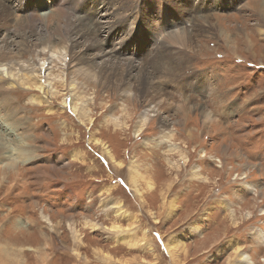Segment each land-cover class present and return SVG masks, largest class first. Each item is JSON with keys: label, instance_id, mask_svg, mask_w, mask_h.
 <instances>
[{"label": "rangeland", "instance_id": "obj_1", "mask_svg": "<svg viewBox=\"0 0 264 264\" xmlns=\"http://www.w3.org/2000/svg\"><path fill=\"white\" fill-rule=\"evenodd\" d=\"M99 2L106 16L92 29L102 43L115 32L112 19L162 20L158 33L132 26L105 48L120 59L117 48L138 35L129 53L136 43L141 54L122 58L153 73L151 94L161 100L107 79L91 84L76 68L83 61L94 73L90 55L78 60L71 50L48 66L56 88L49 102L33 103L39 90H11L0 80L1 100H13H0L1 135L32 155L10 159L0 135V264H246L245 255L264 264V0ZM53 11H42L36 26L19 19L16 41L64 49L65 12L73 10ZM6 12L3 23L14 17ZM186 28L191 37L168 36ZM0 34L1 45L10 35ZM30 57L12 55L26 64ZM49 57L33 59L38 84ZM72 77L87 82L85 93L72 89ZM76 100L88 104V120L74 112Z\"/></svg>", "mask_w": 264, "mask_h": 264}, {"label": "bare ground", "instance_id": "obj_2", "mask_svg": "<svg viewBox=\"0 0 264 264\" xmlns=\"http://www.w3.org/2000/svg\"><path fill=\"white\" fill-rule=\"evenodd\" d=\"M37 1H39V0H37ZM91 1L99 2V0H91ZM99 3L102 6H104L103 2H99ZM89 5L91 6L92 4L89 3ZM101 5L97 4L95 6L96 7L95 9H92L91 7L87 6L86 10L90 9V11H92L91 14H93V12H94L96 15H99L101 13ZM119 5H117V9H118L117 13H118L119 9L123 8V7L119 8L118 7ZM124 9H126V8L124 7L120 11L122 14H123ZM6 11L8 12V15L10 14V12L12 14H14L13 9H9L8 7L6 8L5 6H2V4L0 3V14L3 12H6ZM112 11L113 12L110 13V16L115 17V14L117 15V13H115V10L113 8H112ZM7 12H6V14H4V17H6V18H7ZM55 12L58 13V10L53 11V13H55ZM42 13H44V12H42ZM42 13H40L39 15H41ZM65 14L64 15H65L66 20L68 21L67 25H68V30H69V32L67 31V33L69 34L70 38L69 37L65 38L64 47H63L64 49L54 48V46L49 42V40H43L41 43H38V42L32 43V41L17 42L16 41V38H17L16 35H17V31L19 30V25L17 22L19 21V19H21L20 20L21 23L23 21L22 25H24L25 27H31L36 22V16L22 17L21 15H19L18 17H16L17 19L15 22V25L13 26V29H14L13 34L8 33L7 35H10V36L3 38L2 44L0 45V76H2V77H0V80L2 79L4 82H6L7 88L10 87V89L13 90L14 87L15 88L21 87L24 89H30L32 91L37 89V90H39L40 95L39 96L34 95V97L31 98V101L33 103L38 102L39 104L49 102L48 100H49L50 96H54V94H56L52 89H56V88L54 87V84L52 83V81L50 79L48 80V74H49L48 66L50 65V63H53V61H55L56 57H59V56H62L64 58V60H67L66 58H67L68 52L66 50H71V52L74 54L75 59H78V60L84 59V57H86V55H90L91 63H93L95 65V72L94 73L84 72L87 69V67H86V65L82 64L83 61L81 62L82 65L78 64V66L76 68L78 69V71L82 75H84L85 77H87L90 80L91 84L93 83V81H96L98 79H100V80H106L107 79L110 83L116 82L118 84V86L122 89H126V87H125L126 85L135 86L134 90L136 91V93H138L144 97L149 96L151 98V103L158 104V102L161 100L160 97L157 99L156 97H158V96L155 97L154 94H151V92L153 93L152 90L154 89L153 86H154V78L155 77H154L153 73H151L148 69H146L147 67L145 65H143L141 63L140 64L136 63V60H131L130 58L123 59L124 57L123 58L121 57L120 59L116 58L115 55L114 56L112 55L111 51L105 49L104 43H102V39L101 40L98 39L99 34L97 32H95L92 28L101 27L103 25V21H100L101 19L99 21H97V24H98L97 27H92V26H89L86 23V21L80 16H72L70 14V12H69V14H68V12H65ZM53 15L56 16V14H53ZM105 16H106V13H104L102 18H104ZM22 18H24V20ZM72 18H74V19L71 21ZM13 20H14V17H11V19H9L8 22L3 23L4 27L6 26V30L11 29V28H9V24L12 25ZM109 22H111L112 27L117 26L120 23L118 20L113 21V19ZM106 25H109V24H106ZM33 26H36V25H33ZM172 32H173V34L171 35ZM176 33L172 30L168 36L173 41H177V42L181 41L186 36L191 37L193 35V32L189 31L188 28L182 29L180 32V35L176 34ZM2 36H3V34L2 35L0 34V39L2 38ZM11 36H14V37H11ZM134 39H136V37ZM141 39L144 40L145 38L143 36H141ZM131 43H132V40L130 39L128 41V44L130 45ZM143 43L144 42L141 43V46L143 45ZM149 44H152V43H148V45ZM135 45H136V47H135ZM135 45H134V48H137L136 43H135ZM134 48H133V51L131 53L124 54V55L129 56L131 54L133 57H136L135 56L136 49H134ZM17 50L22 51L23 54L28 53L31 56L28 60V64H26L25 61L20 62L19 59L12 58V55H14V51H17ZM72 50H74V52ZM49 53H50V57L48 59L50 60V62H48L47 65H45V62H44L43 65H45V66L41 67V69L44 70L43 72H41V76H44V79H41L40 81H42V83L38 84L37 78L39 76L38 75L39 68H38V66L36 67V63L33 59H39L40 60V58L43 54H49ZM136 53H139V52L136 51ZM154 55L158 56V50L155 51ZM65 56H66V58H65ZM153 57L157 58L155 56H153ZM3 58H5V59L3 60ZM63 66H64V68H67V63H63ZM105 69H106V71H103ZM26 70H28V71H26ZM63 76H64L63 80L65 82L66 79H68L67 71L63 72ZM105 76L107 78H105ZM134 77H138V80L135 83L133 81ZM71 83H72L71 84L72 89L83 91V92L85 91L86 87L88 86L87 82H85L84 80H81L78 77H72ZM125 92H127V91L125 90ZM7 96L8 95H6V97ZM153 96H154V98H153ZM0 100H1V98H0ZM5 100L7 101V104L13 103V100L8 97V98H5L3 101L1 100L2 104H4V105H5ZM73 103H74V112H76V114L80 115V116L87 115V117H85V119H83V120L84 121L88 120L89 119L88 112H87L88 104L86 103V101L85 100H79V101L76 100ZM0 108H1V105H0ZM147 111L148 110L144 111L145 115H146ZM154 111H156V110H154ZM0 116L4 117L1 114H0ZM144 119L145 118H143V120ZM115 120H117V119L115 118ZM0 131H2V130H0ZM3 133H4V130L2 132V135L0 132V135L2 136V138L5 137ZM2 140H6V142L3 143L4 149L5 148L9 149V150H6V152L8 151L10 154L13 153L12 155L9 154L7 156V157H11L10 159L14 158L15 161L25 163V162H28V160L30 159L29 157L32 158L30 149H28V148L27 149L17 148V147H15V143L13 141L10 142V140H8L6 137L3 138ZM26 140H28V138ZM18 143H20L21 147L26 146V142H25L23 137H20V139L18 140ZM13 147H14V149H12ZM132 174H133V177L135 180L141 179L139 170L133 169ZM263 238H264V235H262V239ZM173 246H174V243L173 242L170 243L171 249L173 248ZM0 249H1V247H0ZM243 258H244L243 260L246 264H254L252 262L250 255H245ZM41 259H42V257L40 258V260ZM38 263H39V260H38Z\"/></svg>", "mask_w": 264, "mask_h": 264}, {"label": "crops", "instance_id": "obj_3", "mask_svg": "<svg viewBox=\"0 0 264 264\" xmlns=\"http://www.w3.org/2000/svg\"><path fill=\"white\" fill-rule=\"evenodd\" d=\"M237 245V241H232V243L230 244V247L232 246L233 249L235 248V246ZM36 263H38V260H36ZM94 264H97V263H94Z\"/></svg>", "mask_w": 264, "mask_h": 264}]
</instances>
